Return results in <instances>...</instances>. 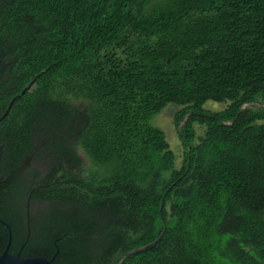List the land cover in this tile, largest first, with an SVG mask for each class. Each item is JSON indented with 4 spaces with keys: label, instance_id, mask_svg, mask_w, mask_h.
<instances>
[{
    "label": "trees",
    "instance_id": "16d2710c",
    "mask_svg": "<svg viewBox=\"0 0 264 264\" xmlns=\"http://www.w3.org/2000/svg\"><path fill=\"white\" fill-rule=\"evenodd\" d=\"M170 104L180 170L152 124ZM253 104H264V0H0L10 252L29 218L22 255L52 264H114L160 235L122 264H264V107ZM8 241L0 225L1 252Z\"/></svg>",
    "mask_w": 264,
    "mask_h": 264
},
{
    "label": "rangeland",
    "instance_id": "374dc122",
    "mask_svg": "<svg viewBox=\"0 0 264 264\" xmlns=\"http://www.w3.org/2000/svg\"><path fill=\"white\" fill-rule=\"evenodd\" d=\"M228 105H229L228 102L218 103V102L208 101L205 103L203 108L205 110L212 112H220L225 110ZM249 106L258 108V107H264V104H253ZM178 110H180V107L176 105L173 104L167 105V107L163 109V111L160 114H158L153 118L152 124L164 131L166 135V140L170 145V149L175 154V168L177 170H180L184 163L185 149L181 140L179 139L178 132L174 125V116ZM195 129L197 133L195 143H198L199 138L204 136L205 127L195 125Z\"/></svg>",
    "mask_w": 264,
    "mask_h": 264
},
{
    "label": "water",
    "instance_id": "95a60500",
    "mask_svg": "<svg viewBox=\"0 0 264 264\" xmlns=\"http://www.w3.org/2000/svg\"><path fill=\"white\" fill-rule=\"evenodd\" d=\"M35 80H36V78H35ZM35 80H33L25 88V90H23L22 93L19 96H17V98L21 97V95L25 94L26 91H30L31 88L33 87V84H34ZM15 99L11 102V104L9 106V109L11 108V106H12L13 102L15 101ZM9 109H8V111H9ZM8 111L6 113H8ZM162 209H163V207L161 206V214H162ZM162 221H163V226H164V229H165L166 228L165 219L163 218ZM27 229L28 230H27V236H26V239H25V243L23 244V246L21 247V249L17 253H11L10 252V246H11V243H12V231H11V229L9 227V241H8V244H7L6 248H5V250L3 252H1V250H0V264H52V262L55 259L56 255H54V257L51 260H49L48 258H45V257H35V256H29V257L25 258L22 255V249L25 246V244L27 243V241L29 240L30 235H31L30 224H28V228ZM162 236L163 235H160L156 240H154L152 243H150L148 245H145V246L139 247V248H135V249H132V250H129V251L125 252L124 254H122L117 259V261L114 264H122L123 261L127 257H129L131 255H134V254H137V253H141V252L150 250L151 248H154L158 244V242L161 240Z\"/></svg>",
    "mask_w": 264,
    "mask_h": 264
},
{
    "label": "flooded vegetation",
    "instance_id": "af4514ba",
    "mask_svg": "<svg viewBox=\"0 0 264 264\" xmlns=\"http://www.w3.org/2000/svg\"><path fill=\"white\" fill-rule=\"evenodd\" d=\"M14 99H15V98H14ZM14 99H13V100H14ZM13 100H12V101H13ZM7 111H8V110H7ZM7 111H6V112H7ZM6 114H7V113H5L4 116H5ZM4 116H3V117H4ZM0 120H1V119H0ZM36 160H37L36 158L31 157V162H34V163H35V162L39 161V160H37V161H36ZM29 162H30V161H29ZM29 162L27 161V163H29ZM0 192L3 193V194H5L6 197H9V196L11 195V193H12V189L9 188L8 185H7V188H5V189H3V190H0ZM37 206H38V205H35V207H34V210H33V213H32V216H33V217H35V215H36V209H37ZM28 220H29V218H28ZM28 220H27V228H28V224H30V227H31V219H30L29 221H28ZM0 225L7 226V227L9 228V225L5 222V220H4L2 217H0ZM27 230H28V229H27Z\"/></svg>",
    "mask_w": 264,
    "mask_h": 264
}]
</instances>
